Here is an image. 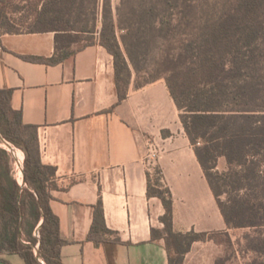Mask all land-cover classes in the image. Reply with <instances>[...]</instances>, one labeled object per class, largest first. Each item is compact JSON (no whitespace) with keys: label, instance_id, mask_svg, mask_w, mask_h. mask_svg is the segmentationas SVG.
<instances>
[{"label":"trees","instance_id":"obj_1","mask_svg":"<svg viewBox=\"0 0 264 264\" xmlns=\"http://www.w3.org/2000/svg\"><path fill=\"white\" fill-rule=\"evenodd\" d=\"M70 1L57 19L63 25H75L70 18L75 0ZM19 7L16 0H0V37L23 32L16 28L14 17ZM34 11L37 20H46L51 14L50 3L36 4ZM103 14L98 42L114 57L121 99L126 96L120 87L122 76L131 74V63L139 70L132 48L136 44L161 43L157 48L172 59L156 63L160 75L152 81L165 78L228 227H263L264 0H121L116 14L111 0H105ZM46 30L55 31L59 43L60 35L74 28L44 27L29 32ZM168 40L173 41L172 47L163 48ZM74 52L50 59L26 58L57 63ZM182 74L188 84L176 81V76ZM12 95V89L0 87V133L25 152L26 184L22 185L14 175L10 152L0 147V255L19 254L27 264H63L61 251L67 240L50 205L56 168L42 163L38 127L23 122L22 111L11 105ZM25 129L31 130L28 135ZM220 156L229 163L224 173L216 170ZM155 170L158 187H153L148 172V195L163 202L165 214L160 219L165 235L186 240L188 252L194 242L206 241L211 232L173 230V194L166 183V189H161V182H165L162 170ZM215 177L235 179V186L241 188L224 201ZM103 225L100 199L95 209V228ZM153 237L162 236L153 229ZM165 240L170 264H176L171 243ZM37 245L39 256L35 252Z\"/></svg>","mask_w":264,"mask_h":264},{"label":"crops","instance_id":"obj_2","mask_svg":"<svg viewBox=\"0 0 264 264\" xmlns=\"http://www.w3.org/2000/svg\"><path fill=\"white\" fill-rule=\"evenodd\" d=\"M58 45L55 31L3 34L0 87L13 90L12 107L38 127L42 163L56 168L50 205L67 240L63 264H170L165 239L153 237L165 214L148 195L154 146L173 194V230H229L166 80L131 86L121 99L114 57L99 42L57 63L26 58L59 57ZM100 199L105 228H95ZM209 242H194L183 264ZM0 264L27 263L1 254Z\"/></svg>","mask_w":264,"mask_h":264},{"label":"rangeland","instance_id":"obj_3","mask_svg":"<svg viewBox=\"0 0 264 264\" xmlns=\"http://www.w3.org/2000/svg\"><path fill=\"white\" fill-rule=\"evenodd\" d=\"M45 1L50 3L51 14L46 20L39 21L35 18L34 6L36 4L41 5ZM16 2L21 6L14 12L16 28L18 30L24 32L44 27L66 28L69 26L74 28L71 33L60 35V55L73 52L78 48L100 40L101 31L104 26L103 13L105 0H75V11L74 14L70 16L75 25H63L61 21L59 22L57 20L63 9H67L71 5L70 0H16ZM120 2L121 0H111L114 14H116ZM108 34H110V32H108ZM163 45V48H171L173 41L168 40L163 43ZM157 47H161V43L136 44V46L132 48L139 70H137L132 63L130 64L131 74L125 73L121 78L120 87L122 92H127L131 86L140 87L160 75L157 71L158 66L156 63L165 58L172 59V57H165V54H162ZM179 76L181 78H179ZM176 78H178L176 81H178L179 84H188V78L185 74L177 75ZM263 101L261 103L264 105ZM30 131V129L24 130L25 133L27 132V135ZM6 142L10 143V145ZM0 147L6 148L10 152L13 173L18 180H22L21 184L24 185L22 160L24 158V167L25 152L13 143L7 141L1 133ZM153 148L156 149V154L158 156V147L154 146ZM151 150L147 155V164L151 169L153 187H158L155 183L157 178L155 169L158 167L157 156H150ZM17 160L20 170L17 169ZM216 170L221 173L229 170V163L225 156H220L217 159ZM214 180L217 189L223 192L221 199L224 201L227 200L229 194L236 195L238 189L241 188L235 186L238 182L232 178H227L226 181H224L223 179L215 177ZM161 183V189H166L164 182ZM242 191H244V189ZM158 234L164 239L168 238L170 241L174 263L178 264L179 261H181V264H183L192 245L190 250L185 252L187 248L186 240L166 236L164 233V226L158 229ZM35 235L39 237L38 230L35 231ZM205 238H207L205 242H210L208 244H197L196 248H194L192 253L188 256V264H264V226L256 228H230L227 231L211 232L207 234ZM38 248L39 245L35 248L36 253Z\"/></svg>","mask_w":264,"mask_h":264},{"label":"water","instance_id":"obj_4","mask_svg":"<svg viewBox=\"0 0 264 264\" xmlns=\"http://www.w3.org/2000/svg\"><path fill=\"white\" fill-rule=\"evenodd\" d=\"M8 145H10V143L6 142ZM23 184L25 185V172H24V167H23ZM37 256H39V248L37 249Z\"/></svg>","mask_w":264,"mask_h":264},{"label":"built area","instance_id":"obj_5","mask_svg":"<svg viewBox=\"0 0 264 264\" xmlns=\"http://www.w3.org/2000/svg\"><path fill=\"white\" fill-rule=\"evenodd\" d=\"M150 156H153V157H156L157 156L156 149L152 148L151 153H150ZM39 236H40V234H39Z\"/></svg>","mask_w":264,"mask_h":264},{"label":"bare ground","instance_id":"obj_6","mask_svg":"<svg viewBox=\"0 0 264 264\" xmlns=\"http://www.w3.org/2000/svg\"><path fill=\"white\" fill-rule=\"evenodd\" d=\"M23 161H24V158H23V160H22V173H23ZM16 165H17V169H19L20 170V166H19V164H18V160L16 161ZM23 175V174H22ZM22 181V180H21Z\"/></svg>","mask_w":264,"mask_h":264}]
</instances>
